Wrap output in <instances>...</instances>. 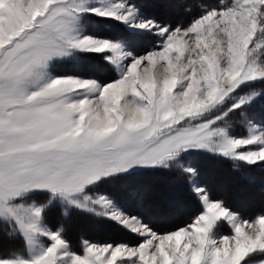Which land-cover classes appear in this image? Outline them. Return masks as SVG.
<instances>
[{"label": "snow or ice", "instance_id": "6c2138e0", "mask_svg": "<svg viewBox=\"0 0 264 264\" xmlns=\"http://www.w3.org/2000/svg\"><path fill=\"white\" fill-rule=\"evenodd\" d=\"M160 3L198 14L174 25L138 0H0V230L27 249L0 264H264V213L245 219L212 199L187 162L202 154L264 170V0ZM141 36L156 40L143 54L131 45ZM91 59L117 74L100 81L76 67ZM237 124L248 134L234 135ZM174 172L201 208L166 233L108 187ZM55 204L137 243L83 241L76 254L63 225L47 226Z\"/></svg>", "mask_w": 264, "mask_h": 264}, {"label": "rangeland", "instance_id": "374dc122", "mask_svg": "<svg viewBox=\"0 0 264 264\" xmlns=\"http://www.w3.org/2000/svg\"><path fill=\"white\" fill-rule=\"evenodd\" d=\"M138 2L146 6V15L154 16L162 22L174 25H187L192 15L198 13V10L195 8L191 14L185 13L181 8H166L160 3V0H138ZM187 2L209 4L217 3L219 0H187ZM224 2L232 3L234 0H224ZM159 17L164 20L159 19ZM109 32H114L116 34L115 38L119 39V29H109ZM155 43V38L150 36L137 37L131 41L133 49L141 54L152 49ZM76 67L78 69L86 68L88 75L100 81H109L117 74L114 66L100 59L79 62ZM61 70H70V66H62ZM261 113L262 105L257 106V119L262 118ZM233 134L237 136L247 135L248 128L246 125L237 124L234 127ZM195 157H197V154L190 156L187 162L193 165L192 159ZM222 161L232 163L225 159H213L212 163H207L201 170L198 169L200 175L196 178V182L205 186L204 181L211 183V180L217 178L225 182V186L223 185L222 189V197L246 196L228 199L226 202L221 199L230 209L241 213L245 219H254L261 213H264V171L254 170L248 174H241L236 177L238 178L237 180L233 179L231 177L232 174L228 171L229 174L224 171H218V169H221L219 164ZM173 175L178 180H183L191 191L192 184L190 179L179 172H174ZM159 184L163 185L158 190ZM108 187L116 195L119 205L125 211L137 214L141 218L144 216L145 222L149 223L158 232H170L177 227H183L191 223L193 217L200 212L201 208L200 203L193 195L192 201L197 204L198 208L189 217L187 223L178 225V221H171L170 219L183 213V207L177 202L180 197L181 187H171L169 181L164 182L160 176L131 178ZM142 192H147L148 195L146 197L138 195V193ZM211 198L220 200L213 196ZM161 205L164 207L155 209V216L157 218H149V215L144 210V208L150 209L153 206L159 207ZM61 225L66 229L64 236L69 241L72 251L76 254H82L83 241H89L97 245L120 243L135 245L137 243V239L132 234L117 228L106 219L95 217L72 207L65 208L59 204H55L48 209L47 226L55 230L59 229ZM228 231V228H224L222 229V234H227ZM18 254L27 255L26 245L23 240L19 237L9 238L3 230H0V258H7ZM121 259V257L117 258L118 264Z\"/></svg>", "mask_w": 264, "mask_h": 264}, {"label": "trees", "instance_id": "16d2710c", "mask_svg": "<svg viewBox=\"0 0 264 264\" xmlns=\"http://www.w3.org/2000/svg\"><path fill=\"white\" fill-rule=\"evenodd\" d=\"M196 14H198V13H196ZM159 19H162V18L159 17ZM162 20H164V19H162ZM123 35L124 34L119 30V39H122L123 38ZM261 115H262V117H264V105H262V113H261ZM213 159H216V158H213V157H210V156H206V155H199V154H197V157L193 158L192 161H193V165L195 167H197V169L201 170V169H203L205 167V165L207 163H212L213 162ZM219 166L221 168V169H218L219 172H223V171L226 172V173L230 172L233 175V176L231 175V177L233 179H237V180H238V178H236V177H238L241 174H248V173L253 172L254 170L264 171V170L259 169V168H254V169H252L250 171H243V170L234 168L232 166V163H230V162L227 163V162H223V161L220 162ZM227 176H229V175H227ZM162 180L164 182L165 181H169L171 187H173V188L181 187L180 197L177 200V202H179L180 205L183 207V213L180 214V215H178V216H176V217H174V218H172V219H170V220L171 221H178L177 222L178 225H180V224H182V225L183 224H186L187 221H188V219H189V217L193 214V212H196L197 211V208H198L197 204L192 201L193 194L188 189L187 184L183 180H178L173 175V173L170 174V175H168V176H163L162 177ZM204 183L206 184V185L205 184L204 185H205V187L208 188L210 195L213 196V197H215L216 199H220V200L222 199V200H224L226 202L228 199H237V198H241V197H246V196L222 197L221 196L222 195V189H223V185L225 183L223 180H219L217 178H214V180H211V183H207L206 181H204ZM162 185L163 184H159V186L157 187L158 190L160 189V187ZM163 207L164 206H162V205L159 206V207L153 206L150 209L144 208V210L149 215V218H157L155 216V209H157V208H163ZM142 218L145 219L144 216H142Z\"/></svg>", "mask_w": 264, "mask_h": 264}]
</instances>
